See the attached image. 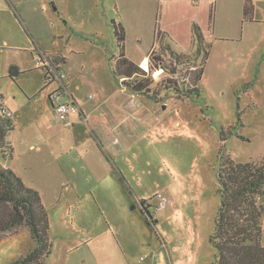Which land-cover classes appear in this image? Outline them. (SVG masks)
<instances>
[{"label": "rangeland", "instance_id": "rangeland-1", "mask_svg": "<svg viewBox=\"0 0 264 264\" xmlns=\"http://www.w3.org/2000/svg\"><path fill=\"white\" fill-rule=\"evenodd\" d=\"M67 1L70 41L58 29L62 20L33 37L18 20H0V102L15 121L7 135L13 157L0 163L40 192L51 246L44 264H215L210 235L222 158L264 157V111L255 109L245 86L247 40L220 41L204 32L208 56L199 79L191 66L202 65L205 47L187 63L164 51L161 66L153 52L146 75L130 80L115 73L117 0ZM215 19L213 7L212 26ZM151 22L134 17L130 31ZM39 49L67 58V80L88 121L69 128L57 117L53 84L46 68L36 66ZM142 79L143 86L134 84ZM161 192L170 202L155 211ZM262 224L264 244V213ZM36 246L25 223L0 232V264H15Z\"/></svg>", "mask_w": 264, "mask_h": 264}, {"label": "crops", "instance_id": "crops-1", "mask_svg": "<svg viewBox=\"0 0 264 264\" xmlns=\"http://www.w3.org/2000/svg\"><path fill=\"white\" fill-rule=\"evenodd\" d=\"M63 1L66 2V6L59 5L57 7V0H0V20H7L8 23V17H12L14 21L18 20L32 37L42 34V30L54 29L55 23H60L61 20L64 26L58 27V29H65V32H68L67 29H72V26L65 15L67 12L71 13V3L67 0ZM116 2L115 7L120 15L119 23L125 30L123 50L131 61L130 66H139L149 71L153 52L161 56L164 55V51L171 55L172 52L187 54L197 59L202 48H206L198 39L199 34L203 41L204 32L209 35L214 32L215 39L220 41L246 39V67L250 72L246 79L249 82L245 86L249 87L247 92L255 109L264 111V0H117ZM74 3H78V1L75 0ZM213 7L216 8L215 26H212L210 21ZM156 10H158L156 16H159V22L155 16ZM207 10H209V14ZM151 14L155 16L154 25V17L151 22ZM134 17L149 20L151 27L142 26L139 31L132 33L129 25ZM113 20L116 21V18H112L111 22ZM160 30L162 31V40H160L161 36L158 38L157 31ZM64 34L60 33L59 36ZM72 34L73 32H68L67 41H70ZM258 38L259 40L256 42L253 41ZM160 41L165 45L163 48L159 46ZM42 51L65 69L67 58L62 53L55 52L51 55L46 49ZM145 60H148V68L143 65ZM155 65L161 66V61L155 60ZM206 65L207 61L205 60L201 77L204 75ZM196 67L192 65V68ZM67 79L69 76L65 79L68 94H65L63 99L75 101L80 107L78 114L70 116L71 124H66L63 121L66 127L73 128L85 119L88 121L89 116L83 105L76 99ZM49 84H53L49 90L50 102L53 107L51 95L58 90L59 84L54 80ZM7 107L12 111L10 106ZM31 147L35 146L32 144Z\"/></svg>", "mask_w": 264, "mask_h": 264}, {"label": "trees", "instance_id": "trees-1", "mask_svg": "<svg viewBox=\"0 0 264 264\" xmlns=\"http://www.w3.org/2000/svg\"><path fill=\"white\" fill-rule=\"evenodd\" d=\"M114 34L119 46L115 73L132 80L137 74L146 75V69L130 66L131 61L124 54L125 30L122 24L112 21ZM199 40L203 43L201 35ZM203 62L194 70L193 80L201 77L203 64L208 56L204 49ZM190 55L172 52V60L182 63L190 61ZM158 61H162L157 55ZM187 63V62H186ZM193 65L196 66L194 63ZM125 68V69H124ZM125 80V79H124ZM143 79L134 81L143 86ZM129 88L131 84L126 82ZM0 102V158L13 157L14 147L7 140L9 132L15 129L14 114L1 112ZM219 192L221 201L215 216V225L210 241L217 250L215 264H264V244L262 243V216L264 205V157L238 162L229 155L222 158L219 169ZM145 204V200H142ZM152 218V217H151ZM27 224L37 246L25 256L14 260L15 264H44L51 254L48 238L49 220L37 188L26 185L22 177L0 163V232Z\"/></svg>", "mask_w": 264, "mask_h": 264}, {"label": "built area", "instance_id": "built-area-1", "mask_svg": "<svg viewBox=\"0 0 264 264\" xmlns=\"http://www.w3.org/2000/svg\"><path fill=\"white\" fill-rule=\"evenodd\" d=\"M36 66H43L46 68L45 78L48 83L52 80L58 82V90L54 91L51 95L53 108L56 111L57 117L61 121L66 122V124H71L70 116L78 114L80 112V107L75 101L63 99V96L68 94L67 86L65 84V79L68 76L67 71L52 57L45 53H41L40 57L36 59ZM1 112L7 115L14 114L5 105L1 107ZM169 202L170 198L167 194L163 192L159 193L157 195V201L153 204L154 210L156 211L165 208Z\"/></svg>", "mask_w": 264, "mask_h": 264}, {"label": "water", "instance_id": "water-1", "mask_svg": "<svg viewBox=\"0 0 264 264\" xmlns=\"http://www.w3.org/2000/svg\"><path fill=\"white\" fill-rule=\"evenodd\" d=\"M18 73L16 69H12L10 75L14 76Z\"/></svg>", "mask_w": 264, "mask_h": 264}, {"label": "bare ground", "instance_id": "bare-ground-1", "mask_svg": "<svg viewBox=\"0 0 264 264\" xmlns=\"http://www.w3.org/2000/svg\"><path fill=\"white\" fill-rule=\"evenodd\" d=\"M147 62H148V60H145V61L143 62V65H144L145 68H148V64H147Z\"/></svg>", "mask_w": 264, "mask_h": 264}, {"label": "flooded vegetation", "instance_id": "flooded-vegetation-1", "mask_svg": "<svg viewBox=\"0 0 264 264\" xmlns=\"http://www.w3.org/2000/svg\"><path fill=\"white\" fill-rule=\"evenodd\" d=\"M143 204V203H142Z\"/></svg>", "mask_w": 264, "mask_h": 264}]
</instances>
